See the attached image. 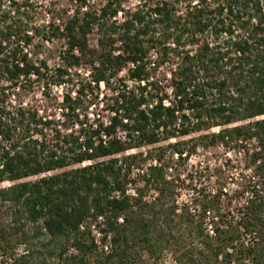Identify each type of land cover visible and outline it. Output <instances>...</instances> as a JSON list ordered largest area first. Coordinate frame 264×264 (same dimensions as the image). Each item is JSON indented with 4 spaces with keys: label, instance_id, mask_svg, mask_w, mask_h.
Instances as JSON below:
<instances>
[{
    "label": "trees",
    "instance_id": "16d2710c",
    "mask_svg": "<svg viewBox=\"0 0 264 264\" xmlns=\"http://www.w3.org/2000/svg\"><path fill=\"white\" fill-rule=\"evenodd\" d=\"M68 1L39 25L0 0V264H264V0ZM35 39L64 41L53 69ZM100 85L111 97L88 114ZM32 87L42 101L14 100ZM218 147L249 173L235 206L179 205L163 152Z\"/></svg>",
    "mask_w": 264,
    "mask_h": 264
},
{
    "label": "rangeland",
    "instance_id": "374dc122",
    "mask_svg": "<svg viewBox=\"0 0 264 264\" xmlns=\"http://www.w3.org/2000/svg\"><path fill=\"white\" fill-rule=\"evenodd\" d=\"M27 4V15L33 17L34 21L41 25L44 24L47 17L50 18V14L53 12L62 11L63 13L69 14L74 6L68 0H24ZM107 0H92L89 1L87 6L90 9L98 10ZM116 1L123 9L133 8L138 5L142 0H112ZM95 37H88V47L94 46ZM64 49V41H50L43 42L37 41L36 39L32 42L30 52L33 54L34 60H42L45 62L49 69H53L58 63L59 53ZM88 69H82L76 71L77 76H73L76 79L70 87H67V91H73L74 86L82 85L88 82L87 77ZM72 74L73 71H72ZM124 72L119 73V77H123ZM4 84V83H3ZM5 86V84H4ZM41 90L37 87H32V89L22 91L18 93V97L14 100L16 102H22L24 104H35L42 101L40 95ZM53 96L60 95V89H52ZM110 88H104L102 85L98 87L97 90L90 92L89 88L84 90V103L83 106L87 113H93L94 105L97 102L98 105L101 103H107L111 97ZM97 97V100L94 98ZM102 98V99H101ZM98 102V100H100ZM95 100V101H94ZM100 108V106H99ZM157 147H165V145L159 144L157 146H151L142 148L139 150L143 155L150 153L151 156H157L155 149ZM161 162L165 166L166 176H172L178 180L179 189L177 191V203L180 205L182 203L191 204V200L195 198L197 192L200 195L211 194L213 192L216 195L221 196V202L224 206L232 208L235 203H230L228 199L232 198L233 192L240 191L246 184L248 171L245 169V163L242 154L226 151L220 147L209 148L207 150L197 149L194 155L191 156H181V159H176L173 155L169 153L166 149L162 156ZM147 164H151L150 161ZM0 186H6L2 184ZM221 194V195H220ZM151 196V193L147 194ZM20 249H18L19 251ZM140 264H172L169 253L164 252L159 262L156 263L153 260L147 258V256L142 255Z\"/></svg>",
    "mask_w": 264,
    "mask_h": 264
}]
</instances>
